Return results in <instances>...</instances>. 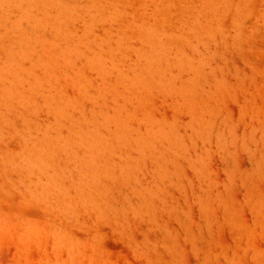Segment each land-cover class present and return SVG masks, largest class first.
<instances>
[{"label": "rangeland", "instance_id": "374dc122", "mask_svg": "<svg viewBox=\"0 0 264 264\" xmlns=\"http://www.w3.org/2000/svg\"><path fill=\"white\" fill-rule=\"evenodd\" d=\"M0 264H264V0H0Z\"/></svg>", "mask_w": 264, "mask_h": 264}]
</instances>
